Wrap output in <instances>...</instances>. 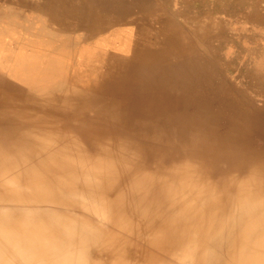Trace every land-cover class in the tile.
Masks as SVG:
<instances>
[{
    "label": "rangeland",
    "instance_id": "1",
    "mask_svg": "<svg viewBox=\"0 0 264 264\" xmlns=\"http://www.w3.org/2000/svg\"><path fill=\"white\" fill-rule=\"evenodd\" d=\"M109 38L120 40L117 48L136 57L146 48L150 52L164 45L168 70L162 77L154 70L130 73L134 85L127 91L116 88L123 79L118 72L104 81L106 85L84 84L87 91L70 99L82 100L78 106H89L97 115H28L15 125L4 120L19 115H0V148L9 146L24 124L26 130L36 125L37 130L55 131L86 154L113 161L115 176L109 190L121 194L119 203L126 210L135 214V205L141 208L144 214L136 215L142 220H148L167 186L183 177L224 179L231 194L236 193L234 181L241 178L264 188V0H0V49L13 58L3 57L6 53L0 50V99L33 98L26 95L31 91L24 85L27 78L19 53H31L45 44L51 52L76 53L102 39L107 44ZM45 63L38 61L32 70L39 83L50 76ZM42 109L47 105L40 104ZM214 203L219 204L217 198L204 196L203 205ZM6 209L12 223L23 213L14 205ZM233 210L226 208L223 213L237 212ZM85 214L96 222L89 212ZM229 217L227 230L215 242L205 240L208 232L192 225L184 237L194 238L195 246L177 240L155 253L151 262L182 264L185 259L189 264H224L245 220L237 214ZM88 235L85 245H74L76 239L57 241L59 249L72 255L85 252L88 260L113 258L98 232L97 237ZM132 237L123 247L126 255L153 248L146 244L149 234ZM60 261L72 263L74 258Z\"/></svg>",
    "mask_w": 264,
    "mask_h": 264
},
{
    "label": "bare ground",
    "instance_id": "2",
    "mask_svg": "<svg viewBox=\"0 0 264 264\" xmlns=\"http://www.w3.org/2000/svg\"><path fill=\"white\" fill-rule=\"evenodd\" d=\"M108 40L110 42L107 44L102 39L93 47L82 48L76 53L51 52L46 44L38 46L31 53H19L27 78L24 85L31 91L26 95L31 94L33 98L29 100L18 96L0 99V115H19L4 120L5 123H22L19 119L28 115H92L95 109L78 106L82 100L70 99L87 91L84 84L102 86L101 82L104 85L113 72H118L123 79L116 88L127 91L134 85L128 76L130 73L141 75L154 70V73L160 72L162 77L169 68V59L162 44L159 48L150 46V52L146 48L142 55L136 57L117 48L120 40ZM0 50L6 53L3 57L13 59L7 50ZM41 60L46 62L50 75L43 79V83L33 80L32 76V70L38 67L37 62ZM40 104H46L48 109L40 111ZM27 126L24 124L20 127L21 131L9 141V146L0 148V235L3 241L0 264H62L60 260L72 256L74 261L66 264H153L151 261L155 253L172 247L177 240H187L189 246L196 241L184 237L192 225L195 230L208 232L205 240L215 242L227 230L231 222L229 216L235 214L245 220L242 229L237 231L230 243L231 252L224 264H264V188L253 187L245 178H241L234 181L237 184L234 188L236 193L231 194L220 175L213 182L203 175L183 177V180L178 179L167 186L163 199H157L158 204L153 207L148 206L149 211L151 207L148 220H142L136 215L144 214L141 208L135 205V214L126 210L119 203L121 194H113L109 190L112 187L111 178L115 176L112 160H105L99 154H86L74 141H67L55 131L42 127L37 130L36 125L26 130ZM172 169V174H176ZM68 196L70 200H67ZM204 196L215 201L217 198L219 204L214 203L210 207H207L209 204L203 205ZM8 205L23 209L18 221L12 223L8 220ZM62 207L74 213L60 210ZM226 208L237 212L224 214ZM43 209L48 212H42ZM85 212L95 217L96 222ZM54 232L56 235L53 236ZM97 232L100 242L110 246L114 259L106 257L102 261L101 257L92 256L94 258L88 260L85 252L72 255L68 250L59 249L58 242L61 241L67 243L76 239L78 241L74 245H85V238L90 237L88 234L95 237ZM142 233L150 235L146 244L149 243L153 250L146 249L136 256L131 252V255H126L123 249L127 246L125 242H129L133 234L138 238ZM165 237L169 240H165ZM181 262L189 264V260L183 259Z\"/></svg>",
    "mask_w": 264,
    "mask_h": 264
}]
</instances>
